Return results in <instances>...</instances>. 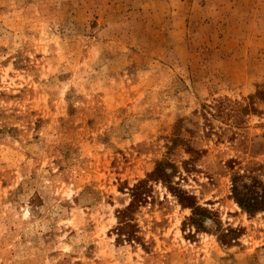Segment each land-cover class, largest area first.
<instances>
[{
	"label": "rangeland",
	"instance_id": "rangeland-1",
	"mask_svg": "<svg viewBox=\"0 0 264 264\" xmlns=\"http://www.w3.org/2000/svg\"><path fill=\"white\" fill-rule=\"evenodd\" d=\"M234 179L264 184V0H0V264H264Z\"/></svg>",
	"mask_w": 264,
	"mask_h": 264
},
{
	"label": "trees",
	"instance_id": "trees-1",
	"mask_svg": "<svg viewBox=\"0 0 264 264\" xmlns=\"http://www.w3.org/2000/svg\"><path fill=\"white\" fill-rule=\"evenodd\" d=\"M142 194V183H138L130 189L131 201L128 206L121 211V216L126 217L127 213L134 208V206L141 201ZM231 194L234 201L237 205L247 213H255L256 211H264V184L261 185H247L241 181L238 182L237 179L232 180L231 186ZM189 195H183L184 203L180 202L184 207H188L191 209L190 221L199 222L202 219L200 216L197 217L199 211H204L200 207H198L194 202H188L190 200ZM124 226H129L128 222H124ZM130 234V232L128 233Z\"/></svg>",
	"mask_w": 264,
	"mask_h": 264
}]
</instances>
